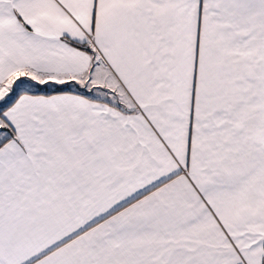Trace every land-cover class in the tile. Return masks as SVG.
<instances>
[{"label": "snow or ice", "instance_id": "6c2138e0", "mask_svg": "<svg viewBox=\"0 0 264 264\" xmlns=\"http://www.w3.org/2000/svg\"><path fill=\"white\" fill-rule=\"evenodd\" d=\"M0 264H264V0H0Z\"/></svg>", "mask_w": 264, "mask_h": 264}]
</instances>
